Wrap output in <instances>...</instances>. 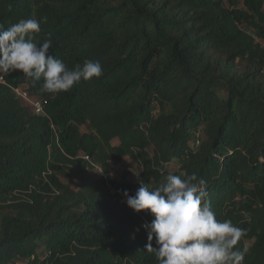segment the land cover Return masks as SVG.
Wrapping results in <instances>:
<instances>
[{
	"label": "trees",
	"instance_id": "obj_1",
	"mask_svg": "<svg viewBox=\"0 0 264 264\" xmlns=\"http://www.w3.org/2000/svg\"><path fill=\"white\" fill-rule=\"evenodd\" d=\"M29 18L69 69L103 75L50 94L0 72V264H157L152 217L123 196L138 179L109 173L124 159L150 188L203 178L217 219L247 229L243 264H264V0H0V25Z\"/></svg>",
	"mask_w": 264,
	"mask_h": 264
},
{
	"label": "clouds",
	"instance_id": "obj_2",
	"mask_svg": "<svg viewBox=\"0 0 264 264\" xmlns=\"http://www.w3.org/2000/svg\"><path fill=\"white\" fill-rule=\"evenodd\" d=\"M41 23L46 18L21 19L6 28L0 25V72H21L35 82L42 81L41 91L50 94L68 92L81 81L103 75L99 60L85 59L69 69L51 54L52 40L38 43L35 38ZM102 172L98 178L105 176ZM136 175L139 187L135 194L124 191L123 196L135 213L146 210L152 217L141 227L146 232L145 251L157 264H243L247 249L237 245L247 229L217 219L203 178L195 173L167 174L150 188Z\"/></svg>",
	"mask_w": 264,
	"mask_h": 264
},
{
	"label": "rangeland",
	"instance_id": "obj_3",
	"mask_svg": "<svg viewBox=\"0 0 264 264\" xmlns=\"http://www.w3.org/2000/svg\"><path fill=\"white\" fill-rule=\"evenodd\" d=\"M80 131L85 132L86 128L83 126L80 128ZM117 143L118 142L116 140L111 142L112 145H116ZM123 162V165H117V163H110L108 166L110 175L113 178H119L120 176L124 175L126 181L132 183L136 182L138 179L136 174H139L141 172L139 164H137L136 161H132L130 159H124ZM166 169L169 172H174L178 169V165L175 161H172L166 166ZM91 173H93L92 176L94 178L98 177L97 175H95L94 172Z\"/></svg>",
	"mask_w": 264,
	"mask_h": 264
},
{
	"label": "built area",
	"instance_id": "obj_4",
	"mask_svg": "<svg viewBox=\"0 0 264 264\" xmlns=\"http://www.w3.org/2000/svg\"><path fill=\"white\" fill-rule=\"evenodd\" d=\"M2 73V72H1ZM0 84H4V79L3 76L0 74ZM11 90L13 92V94L16 96V98H18L19 100L27 103L29 105V107L31 108L32 112L34 114H43V108H42V104L41 101L39 99H36L34 97H31L28 92L24 89V87L22 86H16V87H11ZM84 159H88L87 157H83ZM124 162H120L117 165H123ZM91 166L93 168V171L95 172V174L97 176H102L103 172L102 169L100 167H98L97 165L91 163Z\"/></svg>",
	"mask_w": 264,
	"mask_h": 264
}]
</instances>
